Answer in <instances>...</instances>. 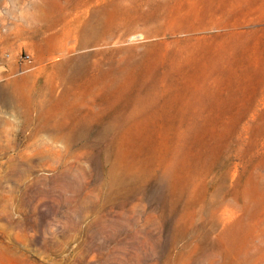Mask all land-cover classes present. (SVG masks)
I'll list each match as a JSON object with an SVG mask.
<instances>
[{
	"label": "rangeland",
	"instance_id": "rangeland-1",
	"mask_svg": "<svg viewBox=\"0 0 264 264\" xmlns=\"http://www.w3.org/2000/svg\"><path fill=\"white\" fill-rule=\"evenodd\" d=\"M0 264H264V0H0Z\"/></svg>",
	"mask_w": 264,
	"mask_h": 264
},
{
	"label": "bare ground",
	"instance_id": "bare-ground-1",
	"mask_svg": "<svg viewBox=\"0 0 264 264\" xmlns=\"http://www.w3.org/2000/svg\"><path fill=\"white\" fill-rule=\"evenodd\" d=\"M50 12L46 13V12H43V11L42 12L41 11H39V12L36 11L33 14V19L34 20L45 21L48 24V26H51L53 24L54 20L52 19L53 17H52V14ZM54 40L55 39H53V38H49L48 39V42L51 45V48H53V47L55 48V41ZM52 42H53V44H52ZM8 84H10V82ZM17 87H24V86L23 85H19ZM13 93H15V95L17 97H19V98L25 95V91H24L23 88L16 89ZM19 102L22 103V101H19Z\"/></svg>",
	"mask_w": 264,
	"mask_h": 264
},
{
	"label": "built area",
	"instance_id": "built-area-1",
	"mask_svg": "<svg viewBox=\"0 0 264 264\" xmlns=\"http://www.w3.org/2000/svg\"><path fill=\"white\" fill-rule=\"evenodd\" d=\"M16 64L20 73L32 70L35 67L33 57L27 53H19L16 57Z\"/></svg>",
	"mask_w": 264,
	"mask_h": 264
}]
</instances>
